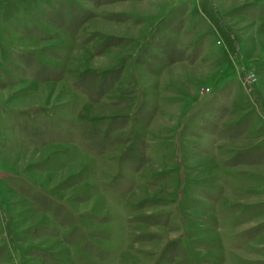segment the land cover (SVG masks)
Returning <instances> with one entry per match:
<instances>
[{"label": "rangeland", "instance_id": "rangeland-1", "mask_svg": "<svg viewBox=\"0 0 264 264\" xmlns=\"http://www.w3.org/2000/svg\"><path fill=\"white\" fill-rule=\"evenodd\" d=\"M0 264H264V0H0Z\"/></svg>", "mask_w": 264, "mask_h": 264}]
</instances>
